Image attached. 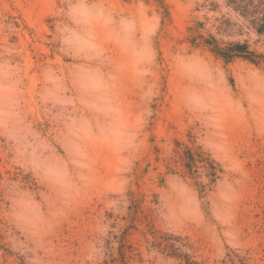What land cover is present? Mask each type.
Wrapping results in <instances>:
<instances>
[{
	"label": "rangeland",
	"instance_id": "1",
	"mask_svg": "<svg viewBox=\"0 0 264 264\" xmlns=\"http://www.w3.org/2000/svg\"><path fill=\"white\" fill-rule=\"evenodd\" d=\"M0 264H264V0H0Z\"/></svg>",
	"mask_w": 264,
	"mask_h": 264
}]
</instances>
